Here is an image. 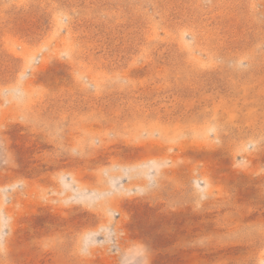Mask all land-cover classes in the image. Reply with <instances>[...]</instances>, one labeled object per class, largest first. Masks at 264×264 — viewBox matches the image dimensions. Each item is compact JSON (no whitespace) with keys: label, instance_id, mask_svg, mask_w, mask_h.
I'll list each match as a JSON object with an SVG mask.
<instances>
[{"label":"rangeland","instance_id":"obj_1","mask_svg":"<svg viewBox=\"0 0 264 264\" xmlns=\"http://www.w3.org/2000/svg\"><path fill=\"white\" fill-rule=\"evenodd\" d=\"M0 264H264V0H0Z\"/></svg>","mask_w":264,"mask_h":264}]
</instances>
